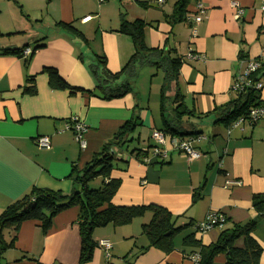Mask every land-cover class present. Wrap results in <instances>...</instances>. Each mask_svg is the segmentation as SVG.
Listing matches in <instances>:
<instances>
[{
  "label": "crops",
  "instance_id": "0c3cea01",
  "mask_svg": "<svg viewBox=\"0 0 264 264\" xmlns=\"http://www.w3.org/2000/svg\"><path fill=\"white\" fill-rule=\"evenodd\" d=\"M16 1L0 0V36L10 35L0 37V49L33 51L40 44L46 46L30 60L0 54V215L33 188L72 195L74 166L82 170L129 120L142 122L134 133L138 136L134 146L145 151L155 145L152 133L163 128L160 105L155 116L142 108L133 92L119 99H102L89 66L93 56H104L111 73L121 72L135 53L131 37L119 32L121 23L142 20L148 48L170 50L181 58L180 94L186 108L201 116L184 118L182 128L200 130L206 139L197 144L202 153L199 160L190 162L185 154L172 151L166 162L147 165L143 154L136 158L124 153L121 158L127 163H119L112 173L121 180L114 205L152 204L171 213L174 228H182L173 237L174 250L167 253L150 246L142 233V226L152 219V213H146L127 226L97 229L94 241L109 240L113 247L108 258L97 246L89 264H192L190 256L198 248L185 239L193 235L202 246H210L222 233L219 229L205 234L196 231L195 224L210 211L227 218L224 229L258 220L252 237L261 247L260 264H264V216L252 204L254 195L264 194V118L253 126L245 123L233 128L230 134L228 127L217 123L220 110L237 97L231 89L236 75L245 69L240 51L245 50L249 60L264 52V0H192L191 14H196L199 3L205 9L203 21L193 26L171 25L166 20L179 0ZM237 8L244 10L239 19ZM87 17L91 20L83 22ZM60 22L77 27L88 46L59 31L56 24ZM47 69L55 70L75 89L53 90ZM33 87L35 91H27ZM175 88L176 83H171L174 96ZM72 118L87 128L85 149L73 132L64 131ZM44 136L50 138L49 150L36 144ZM229 180L242 186L227 187ZM79 215L77 206L60 212L47 233L36 221L24 222L14 247L3 254V263L80 264ZM4 236L10 242L14 232L5 231ZM244 245L243 238L235 243L236 248ZM226 262V255L220 254L213 264Z\"/></svg>",
  "mask_w": 264,
  "mask_h": 264
},
{
  "label": "trees",
  "instance_id": "16d2710c",
  "mask_svg": "<svg viewBox=\"0 0 264 264\" xmlns=\"http://www.w3.org/2000/svg\"><path fill=\"white\" fill-rule=\"evenodd\" d=\"M12 1L17 2L16 0ZM106 1L104 0V2ZM191 1L179 0L174 7L173 14L166 16V20L171 25L187 23L186 16L190 14L188 7ZM56 28L68 34L71 40H78L83 46H88V40L84 34L72 23L60 22L56 24ZM145 28L146 23L142 20L129 22L123 19L119 32L131 37L135 53L121 72L111 73L107 68V60L104 56L92 57L89 66L98 83V89L102 93V99H119L132 93L129 80L137 77L138 70L143 64H152L157 69H164L165 71V84L161 89L160 97L163 128L159 131L165 132L169 136H201L200 130L185 132L182 128L184 118L201 116L186 108L183 96L180 94L178 81L182 66L181 58L172 56L170 50L148 48L145 43ZM8 36L10 35H1L0 37ZM242 45L244 48L245 45ZM45 46V43L38 45L28 57L24 55L26 47L21 49L3 48L0 49V54L30 60L33 53ZM81 58L83 60V54H81ZM246 59L248 57L245 50L240 51L239 60ZM259 59L260 57L254 60ZM46 71L49 73V86L53 90L75 89H72L55 70L47 69ZM123 76L124 78H122ZM250 79L254 83L264 81V61L260 63L259 69L250 76ZM28 81L32 80L28 79ZM173 82L176 83L175 96L172 109L169 110L166 104V91L167 85H171ZM30 90L35 91V88L27 89V91ZM262 91L250 88L245 93H236L235 100L220 110L221 118L217 123L229 127L240 118L247 119L252 108L264 106ZM140 126H142V122L139 118L127 121L114 139L104 144L82 170L74 166L70 175V179L74 183L72 195H64L61 191L33 188L29 194L7 207L0 215V264H4L3 254L14 247L17 234L24 222L36 221L43 232L47 233L52 226L53 219L60 212L74 206L80 208L78 219L81 238L80 264H89L92 261L94 251L97 248L93 235L97 229L109 225L114 227L127 226L135 219L144 217L146 213H152V219L148 224L142 226V233L148 238L150 246L162 249L167 253L173 251V237L179 234L182 228H174L172 215L167 209L152 204L147 206H116L113 203V199L121 186V180L114 179L112 173L119 163H127V160L121 158L122 155L128 153L127 155H135L136 158L142 154L147 155L146 150H141L138 146L133 148L131 144L136 140L134 133ZM99 178L102 179V182L90 187L92 182ZM252 204L259 215L264 216V194L254 195ZM30 205L33 208L29 209ZM257 225L258 220H255L232 229H222L219 240L210 246H202L193 235L185 239V242L198 248L195 253L200 256L199 264H213L214 259L220 254L226 255V264H260L262 250L252 237ZM8 230L14 232L10 242H6L4 236L5 231ZM241 238L245 240L244 248H236L235 243Z\"/></svg>",
  "mask_w": 264,
  "mask_h": 264
},
{
  "label": "built area",
  "instance_id": "2783aa9c",
  "mask_svg": "<svg viewBox=\"0 0 264 264\" xmlns=\"http://www.w3.org/2000/svg\"><path fill=\"white\" fill-rule=\"evenodd\" d=\"M100 3H103L104 0H98ZM162 3L163 1H159ZM237 18L239 19L244 10L242 8H237ZM261 11L264 12V1L261 6ZM205 14V9L202 4H197V12L196 14H188L186 16V21L188 24L197 25L203 21V16ZM91 20V17H87L83 20V22H88ZM31 54V50H25L24 55L28 57ZM190 58L196 60L198 56L190 54ZM264 61V52L261 54L259 60H240V63L245 67V69L236 75L234 79V83L232 86V92L240 94L245 93L248 89L253 88L256 90L264 89V81L254 83L250 76L256 72L260 63ZM262 118H264V106H260L257 108H252L248 114V118H240L236 122L232 123L228 127V133L230 134L231 129L241 127L245 123H249L251 126L258 123ZM86 126L78 119L72 118L67 123L64 131L73 132L75 136V140L77 143L81 145L83 149L86 148L87 142L85 140V132ZM152 139L155 141V145L150 149L146 150V156L143 157V163L150 165L153 162H166L172 151H177L183 153L187 156L188 160L196 161L202 157V153L199 151L197 144L201 141L205 140L203 136H195V137H178V136H169L165 132L154 130L152 133ZM36 144L40 149L49 150L51 148V142L49 137H39L36 140ZM226 186H242V182L240 181H227ZM227 223V218L219 212L210 211L205 219L197 223L195 228L198 233L205 234L214 229L222 230L224 229ZM98 248L103 249L106 253V256L110 258V251L113 247L112 243L109 240H101L97 244ZM190 260L192 264L200 263L199 254L195 253L190 256Z\"/></svg>",
  "mask_w": 264,
  "mask_h": 264
},
{
  "label": "rangeland",
  "instance_id": "374dc122",
  "mask_svg": "<svg viewBox=\"0 0 264 264\" xmlns=\"http://www.w3.org/2000/svg\"><path fill=\"white\" fill-rule=\"evenodd\" d=\"M131 84V89L134 95L138 98V101L143 103L142 105L143 109L145 111H153L155 116L158 115L159 111V103H160V97H161V89L165 84V71L164 69H157L152 64L146 63L141 66V68L138 70L137 77L135 79L129 80ZM173 89H171V85H167V100L166 104L168 108H171L172 106V100L174 96V92H172ZM149 134V133H148ZM136 136V140H137ZM149 135L146 136L145 139H147ZM152 142H155L153 139H151ZM133 146L134 144H137V141H134L131 143ZM136 147V145L134 146ZM133 147V148H134ZM132 148V149H133ZM102 179L99 178L95 180V182H92L90 187L95 186L97 183H101ZM177 239H181V236H177Z\"/></svg>",
  "mask_w": 264,
  "mask_h": 264
},
{
  "label": "water",
  "instance_id": "95a60500",
  "mask_svg": "<svg viewBox=\"0 0 264 264\" xmlns=\"http://www.w3.org/2000/svg\"><path fill=\"white\" fill-rule=\"evenodd\" d=\"M30 208H33V206H32V205H30V206H29V209H30Z\"/></svg>",
  "mask_w": 264,
  "mask_h": 264
}]
</instances>
